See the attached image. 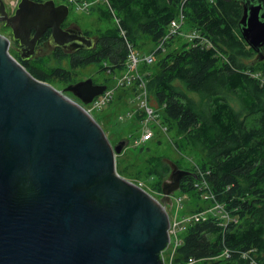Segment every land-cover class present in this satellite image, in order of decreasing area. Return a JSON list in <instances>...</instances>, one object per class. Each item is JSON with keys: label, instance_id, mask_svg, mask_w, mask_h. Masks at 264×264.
<instances>
[{"label": "water", "instance_id": "95a60500", "mask_svg": "<svg viewBox=\"0 0 264 264\" xmlns=\"http://www.w3.org/2000/svg\"><path fill=\"white\" fill-rule=\"evenodd\" d=\"M240 2V34L261 61L264 0ZM68 13L54 0H19L9 15L0 0V23L11 34L0 35V264H164L166 205L194 173L166 160L160 199L126 180L116 156L128 140L111 145L84 108L106 85L90 78L69 84L63 91L73 100L9 53L12 41L26 52L21 60L39 55L34 48L48 29V48H94L96 39L77 25L61 27Z\"/></svg>", "mask_w": 264, "mask_h": 264}, {"label": "trees", "instance_id": "16d2710c", "mask_svg": "<svg viewBox=\"0 0 264 264\" xmlns=\"http://www.w3.org/2000/svg\"><path fill=\"white\" fill-rule=\"evenodd\" d=\"M107 3L108 8L102 10L101 16L118 22L98 37L94 48L69 57L57 49L53 53L57 66H49L44 55L30 64L16 55L13 57L35 79L49 84L76 83L73 72L90 65L106 63L103 71L121 72L129 48L140 52L142 39H149L155 48L181 12L185 23L199 37L187 40L178 51L166 52L175 36L170 37L154 52L155 64L154 61L151 65L141 64L139 69L148 103L156 109L166 131L189 137L202 156L193 167L195 177H183L178 193L198 199L201 192L208 191L214 197L213 202L223 205L234 222L220 225L209 214L204 220L187 223L172 264H185L189 260L195 264H264V59L251 66L244 62L256 53L239 31L240 0H107ZM84 34L89 36L86 31ZM64 60L68 68L63 65ZM153 64L154 71L150 68ZM135 118L136 122L141 121L143 114L137 112ZM247 119H251L250 124ZM118 157V174L131 176L129 166L119 168ZM146 169V177L152 180L151 189L160 194L162 175L169 173V166ZM142 175L139 172L134 177L142 179ZM201 201L207 204L206 200Z\"/></svg>", "mask_w": 264, "mask_h": 264}, {"label": "rangeland", "instance_id": "374dc122", "mask_svg": "<svg viewBox=\"0 0 264 264\" xmlns=\"http://www.w3.org/2000/svg\"><path fill=\"white\" fill-rule=\"evenodd\" d=\"M4 5L8 8L9 11H12V8L10 7V3L15 0H2ZM66 0H54L55 4H66ZM80 2H85L90 5L89 11H83L81 9H76V3L73 4V7L69 11L68 15V21L70 23L76 24L82 31H86L89 36L95 38L96 40L98 37L102 34L108 33L113 26L115 25L116 19L109 20L105 16H101L102 10H106V4H104L101 0H79ZM179 12V11H178ZM177 12V13H178ZM181 13L178 14L177 18L179 17ZM179 20V27L177 29V33L175 35L171 36L174 37V41H172V45L166 49V52L171 51H178L180 49V46L184 43L189 41L190 39L199 37L198 33L194 30H191L190 25L185 23L184 17ZM0 35L11 39L10 29L6 26H4L3 23H0ZM156 48V47H155ZM154 46L150 43L149 39H142L139 42V51L133 50L141 55H147L152 53L153 49H155ZM160 48H158L155 52H157ZM176 49V50H174ZM9 53L14 56L15 52L12 47L9 48ZM155 54V53H154ZM40 56V55H37ZM44 56H46V61L48 62L49 66H57L56 59L53 57V53H45ZM37 57L32 58L30 61L33 62ZM155 55H154V64H155ZM258 60H256V54L252 56L250 59L244 60V62L247 64V66L254 65L257 63ZM63 65L66 66L65 68H68L67 60L62 61ZM154 64L150 67L154 71ZM107 64L104 63L103 65H90L86 66L84 68L75 70L73 72L74 81H82L87 78L92 79L94 83L103 84L106 83L107 87L112 90L113 92V99L103 106L101 109L94 110L92 113V116L97 118V121L100 125V127L103 129L107 139L109 140L111 145H114L117 143V141L127 139L129 144L128 146L122 151L121 154H119V160L120 163L119 168L121 169L124 166H129L128 172L131 173V176L128 174L124 175L123 178H125L128 181H131L137 185H139L142 189H144L146 192H148L151 196H153L156 199H160L161 193L156 194L151 189V179H148L146 177L147 169L151 168L154 169L156 167L161 168L164 167L166 163V160H170L174 162L175 164L178 163V167L182 170L192 172L193 167L197 166L199 162L202 159L201 153L198 151V149L195 147V145L190 141L189 137L185 136L184 134H179L176 131H168L161 132L160 129H154V124L150 123L149 127L152 129L158 130L159 133L155 135L153 132V136H151L148 140H146L144 143H141V145H147L142 148H135L139 145L135 144V140H137L140 137V134H143V131L145 129L140 130V121L136 122L135 115L132 113L136 109V104H138V109L135 111L141 112L142 109L139 108V102L135 100V97L138 94L137 87L133 88V86H118L117 82L118 79L121 77L122 72H116L113 74H110L105 71H103V67H106ZM154 68V69H153ZM56 90L62 91L65 89V87L72 83H62L58 81H54L50 83ZM64 94L75 100V98L67 93L64 92ZM192 98H197L195 94H189ZM77 101V100H76ZM88 108V107H87ZM151 108L156 113V109L151 105ZM158 120L161 123L160 116L158 117ZM251 119H247V124H250ZM137 127V128H136ZM138 129L139 136L136 130ZM129 134H132L131 138H128ZM134 135V136H133ZM138 136L136 139L133 137ZM155 137V138H154ZM187 137V138H185ZM160 140V142H158ZM139 141V139L137 140ZM183 141V142H182ZM176 144V145H175ZM140 145V146H141ZM180 145V146H178ZM121 155V156H120ZM118 156V155H117ZM160 170V169H159ZM139 172L142 173V179H135V175H139ZM170 173V170H169ZM169 173L165 174L163 173L162 181H165L167 177L169 176ZM193 173V172H192ZM162 174V173H161ZM205 185V184H204ZM202 185L203 188L205 186ZM200 186V182H199ZM206 189V188H205ZM213 196L208 191L201 192V198L198 199H192L188 195H180L177 192L171 195L170 199L171 202L169 205H166V208L168 212L172 211L174 212L175 217H173L171 223L175 222L176 219L179 220L187 219L191 215H193V211L198 210L199 208H202L207 211L208 209L212 210L213 206V200L205 197ZM201 199L206 200V203H202ZM222 207V210L227 212L223 205L219 204ZM200 212V211H199ZM197 213V212H195ZM228 213V212H227ZM168 215L172 216L170 213ZM231 219L234 222V219L231 217ZM186 224H182L180 226L181 229L178 230L177 236L179 239H182V235L184 233ZM169 245V244H168ZM175 245H171L170 248H167L165 252L162 254L164 261L169 262L171 259H173V256L175 254L176 249L175 248L173 252V256L171 254V249L174 248Z\"/></svg>", "mask_w": 264, "mask_h": 264}, {"label": "built area", "instance_id": "2783aa9c", "mask_svg": "<svg viewBox=\"0 0 264 264\" xmlns=\"http://www.w3.org/2000/svg\"><path fill=\"white\" fill-rule=\"evenodd\" d=\"M18 1L19 0H15V1H12L10 3V7L12 8L11 12L14 11ZM101 1L104 4H106V7L108 8L107 0H101ZM65 2L71 8L73 7V4L76 3V6H77L76 9H81L83 11H89L91 8L88 3L80 2L79 0H66ZM6 9L8 12H10L7 7H6ZM179 17H180V19H182L183 14L181 13L179 15ZM178 18H176L175 20H173L170 23L167 35L161 39L160 43L156 46V48L154 49V51L152 53L147 54V55H141V54L135 52L131 47L129 48V53H128V56H127V59L125 62V68L122 72L121 77L118 79V82H117L118 86L126 87V86L135 85V87H137V89H138V94L135 97L134 101H137V99H138L137 102H139V108L143 110V111L139 112V113L143 114V119L140 121V130L141 129H145V130L143 131V134H140V137L138 138L139 141H137L138 139L135 140L136 145H141V143H144L151 136H153L154 129L159 128L161 132H166V128L158 120L159 115L157 114V112L155 113L153 111V109L151 108V106L148 103V98H147L148 95H147L146 85H145V81H144L143 76H142V72H140L139 67L141 64L151 65L154 61V52L158 48L161 49L163 47L164 42L167 39H169L171 36L175 35V33H177V29L179 27ZM116 21L118 22L117 19H116ZM112 99H113V92L111 89H109V87H106L105 91L101 95L95 97L92 100V102L89 103L88 105H85L84 108L86 109V111L88 113H90L92 115L91 112H93L94 110L101 109L103 106L108 104ZM136 106L137 107H136L135 111L138 109V104H136ZM135 111L132 113L133 115H135ZM150 123L154 124V129L149 127ZM205 198L206 199L210 198L213 200V196L207 195ZM213 206L214 207H212V210L208 209L207 211H200L197 213H193V215H191L187 219H182V218H180L179 220L176 219V223L175 222L171 223V221H172L173 217H175V215H174V212L169 211V213L172 216L169 215V221H170L169 222L170 227L168 229V232H169V243L168 244L169 245L167 248H170L171 245H175V247L171 249L172 256H173V252H174L175 248L179 247L181 242H182V239H179L177 236V232L179 229H181L180 226L182 224L187 225V223H190L191 221L198 222V221L204 220L208 217L209 214H211L213 217L217 218V221L220 222V225H226L228 222L233 221L231 219L230 214L222 210V207L219 205V203H216L214 201ZM166 210H167V208H166ZM243 257H244V254H243ZM195 263L196 262L194 260H189L185 264H195ZM164 264H172V259L169 262L164 261Z\"/></svg>", "mask_w": 264, "mask_h": 264}, {"label": "flooded vegetation", "instance_id": "af4514ba", "mask_svg": "<svg viewBox=\"0 0 264 264\" xmlns=\"http://www.w3.org/2000/svg\"><path fill=\"white\" fill-rule=\"evenodd\" d=\"M43 1H45V0H42V1H39V2H43ZM37 2V1H36ZM55 5H59V4H55ZM67 7H68V11H70L71 10V7L69 6V5H67V4H65ZM6 7V6H5ZM16 8V7H15ZM15 10V9H14ZM13 12H8V14L10 15V14H12ZM68 15H69V13H68ZM68 15H67V17H68ZM65 18V20L62 22V24H61V27L62 28H67L68 26H70V25H76V24H74V23H70V21H68V18ZM84 32V31H83ZM34 34V31H32L31 32V35H30V37L32 36ZM49 35H50V30L48 29V30H46L45 32H44V34L39 38V40L37 41V43H36V46H35V50H41V53L39 54L40 56L41 55H44L45 53H47V54H49V53H54V51L55 50H57V49H60L61 51H63L61 48H48V46L46 45V42H47V40H48V37H49ZM96 44H97V40H96ZM96 44H95V46H96ZM18 45V43L17 42H12L11 41V43H10V47L12 46V48L14 49V52H15V55L21 60V56H26V52L24 53V51H16V49L17 48H21V47H19V46H17ZM94 46V47H95ZM83 50V49H82ZM82 50H78V51H75V52H79V51H82ZM75 52H72V53H68V52H64L63 51V53H64V55H66L67 57H69L70 55H72V54H74ZM34 57H38L37 55H32V56H30L29 58H25L24 60H21V61H23V62H26V63H28V64H30L31 63V59L32 58H34ZM94 83V82H93ZM94 84H96V85H103V84H98V83H94ZM107 87V86H106Z\"/></svg>", "mask_w": 264, "mask_h": 264}, {"label": "bare ground", "instance_id": "6f19581e", "mask_svg": "<svg viewBox=\"0 0 264 264\" xmlns=\"http://www.w3.org/2000/svg\"><path fill=\"white\" fill-rule=\"evenodd\" d=\"M132 49H133V47H131ZM163 261H164V259H163Z\"/></svg>", "mask_w": 264, "mask_h": 264}, {"label": "clouds", "instance_id": "9594fccd", "mask_svg": "<svg viewBox=\"0 0 264 264\" xmlns=\"http://www.w3.org/2000/svg\"><path fill=\"white\" fill-rule=\"evenodd\" d=\"M168 211V210H167ZM169 213V212H168Z\"/></svg>", "mask_w": 264, "mask_h": 264}]
</instances>
